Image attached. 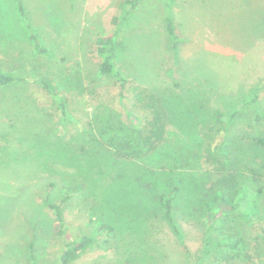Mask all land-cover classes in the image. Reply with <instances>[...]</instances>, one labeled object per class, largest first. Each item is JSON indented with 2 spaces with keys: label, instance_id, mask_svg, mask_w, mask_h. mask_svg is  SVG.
I'll list each match as a JSON object with an SVG mask.
<instances>
[{
  "label": "rangeland",
  "instance_id": "rangeland-1",
  "mask_svg": "<svg viewBox=\"0 0 264 264\" xmlns=\"http://www.w3.org/2000/svg\"><path fill=\"white\" fill-rule=\"evenodd\" d=\"M121 4L122 0H0V71L22 78L0 85V264H28L30 240L38 264L57 263L63 245L50 204L62 206L68 237L88 235L95 241L70 264H139L128 260L140 255L139 238L145 244L141 247L149 249L151 264H190L203 249L209 254L243 249L220 233L207 244V226L219 203L203 198L190 215L185 198L190 188L203 187L218 166L219 145L224 151L235 143L250 146L251 138L263 130L244 114L226 132L229 116L264 80V0H143L123 22ZM166 16L181 38L176 53L165 31ZM105 37L114 38L115 59L127 80L122 100L114 79L97 72V48ZM47 82L56 96L41 85ZM133 84L186 108L194 114L193 128L187 134L169 119L161 146L124 161L114 156L106 141L115 134L125 137L131 125L145 117L132 107ZM62 98L66 117L58 102ZM258 106L264 111V91L258 95ZM194 109L201 113L196 115ZM46 143L68 146L78 155L83 149L100 153L103 158L96 166L78 167L70 163L69 153ZM257 163L250 152L239 165L251 168ZM248 170L243 173L250 183L241 178L240 187L264 190V178L258 185L251 183ZM97 178L103 187L101 201L110 188L116 196L119 188L120 193L131 187L149 190L148 211L138 215V230L131 229L135 217L120 216L129 204L122 201L123 195L118 196L119 206L111 208L106 199L102 209L95 191L94 196L88 193L91 180ZM174 187L181 191L174 218L183 244L162 218L160 196ZM232 202L251 217L242 219L232 211L221 215L217 226L230 235L242 230L249 264H264V191L235 193ZM139 216L149 220L142 225ZM100 217L120 226L119 248L111 234L100 229ZM210 262L211 258L205 264Z\"/></svg>",
  "mask_w": 264,
  "mask_h": 264
},
{
  "label": "trees",
  "instance_id": "trees-1",
  "mask_svg": "<svg viewBox=\"0 0 264 264\" xmlns=\"http://www.w3.org/2000/svg\"><path fill=\"white\" fill-rule=\"evenodd\" d=\"M142 2L143 0H122L120 21L123 22V20L126 19L127 16L131 14V12L138 8ZM17 7L19 14L21 15V19L25 21L26 16L24 14L22 5L19 3ZM163 23L167 37L169 38L171 44V48L176 53L177 46L179 42H181V38L177 36L173 27L172 19L169 16H166L163 19ZM32 38L35 39L34 36ZM113 39V37H105L100 41V44L97 48V54L100 59V62L97 66V72L101 76H110L114 79V82L117 84L119 89V99L122 100L124 99L123 91L126 88L127 80L122 76L118 68V64L115 59V46ZM37 48L42 53L45 51L42 47ZM16 82H22V78H18L10 72L0 71V85L5 86ZM41 85L49 94L56 96L53 93L54 86L51 82L41 83ZM262 91H264V80L259 82L253 88L250 99L229 116L226 129V132L229 133L230 127L232 124H234V121L237 118H242L245 114L249 115L250 120H252L254 123H259L263 126L262 132L257 134L256 137L251 138L252 143L250 146L239 145L238 143H235L232 144V149L230 151H224V146L219 145L217 150L221 157V161H217L218 166L215 167L213 172L204 180L202 184L204 189L203 187L190 188L189 192L187 193V198H185L186 201H188L186 202V208L188 214L190 215H193V213H195L197 210L196 202H200L203 198H211L214 202V205L217 201L219 203V211H212L210 223L207 226V232L210 234L207 244H209L212 237H214L217 233H220L221 236H230L233 239L236 247L240 245L243 247V249H237L233 252L221 250L213 251L211 254H209L206 249H203L194 260H190V264H205V262H207V260L210 258V263L212 264H249L252 260L251 256L246 253L247 246L245 245V239L241 235L242 230H235L233 235L226 234L224 231L222 232L217 226V222L221 215L230 214L232 211L237 212L236 214L242 217V219H248L251 217L250 213H245L235 203L232 202V196L235 193L236 195L238 194L240 196L245 195L247 192L263 194L264 190L262 187H240L241 178H243L244 181H248L250 179H247L243 173V170H248L249 167L247 168L246 165L242 164L239 165V162H242L243 159L248 156V153L252 152L253 159L256 158L258 163L248 170L252 173L251 183L254 182V184L258 185V182L263 180L264 111H262L258 106V95ZM130 93L133 109L142 111L145 113V117L143 118L142 122H140L141 124L138 123L131 125L133 130L132 132H127L125 137L115 134L114 136L107 138V145L112 152L114 151V156L117 159L119 158L123 159L124 161H131L132 159L137 158L136 155L138 152L144 150L147 154H149L155 151L159 146H161L166 138L167 123L169 122V119L175 121V124L180 131L187 134L191 132V128L193 127L190 118L191 116H194V114H190L186 108L185 110L184 108L182 109L179 103H174L173 99H170L168 96L165 97L163 95L156 94L139 84L130 85ZM58 102L62 116L66 117L67 112L64 98L60 99ZM194 112L196 115L201 113V111L198 109H194ZM131 120L137 122V119L133 116L131 117ZM40 144L44 145L42 143ZM45 146L69 153L70 163L72 165H77L78 167H83L84 165L92 167L94 165L96 166L103 158V155L100 153H88V151H84V149L82 154L78 155L70 147L65 145L63 146L61 144L51 145V143H46ZM91 183L92 184L87 187V191L93 196L95 191L94 197H96V200H98L100 204L99 206H101V202L104 203L106 199L107 201L109 199L108 205L111 206V208L112 206L117 207L119 206L118 203L120 202L118 196L123 195L122 201L125 200L131 205L126 203V206L121 209L122 211L120 212V216L125 215L130 218L135 217L134 222H136L138 215L141 216L142 214L147 213L149 204L147 195L149 194V190L141 188L137 190L135 187H131L129 190L120 193V190L122 191V189L117 187L119 188V191L118 196H116L117 194H114L115 192H113V190L110 188V190H108L109 196L107 198L104 197L101 201V192L103 187H99L100 179H92ZM249 183L250 182L248 181L247 185ZM180 192L181 191L179 187H174L170 192H164L160 196V201L163 212L162 218L172 229L178 241L183 244V236L174 218V212L176 211L175 204L178 197H180ZM48 207L53 211L55 221L59 229L58 237L61 239L63 245L62 252L58 257L56 264H70L75 258L79 256L80 253L94 244L95 241L93 237L88 235H81L76 238L68 237L62 206L60 204H50ZM100 208L103 209V206ZM111 208H109L108 213L112 211ZM117 210H119V207ZM140 216L139 218H141ZM148 218L149 217H143V219L141 218V224L143 225L147 220H149ZM97 222L101 230L104 229L107 232V235L111 234L109 238L113 239L115 245L117 248H119L121 245L118 243L119 241L121 243L122 239H118L117 237L118 231L121 229L117 222L115 221V223H113L112 221H108L103 217L97 218ZM134 222L130 221L131 229L134 230L135 228V230H138V228H140V223L137 224V222ZM211 234L213 236H211ZM139 241L141 246L145 245L142 243L143 238H139ZM107 243H109V241H105V244ZM141 246L139 247L140 255H132L133 257L130 256L128 259L129 262L151 264L152 257L149 254V249ZM184 251L186 254L188 253L185 247ZM27 262L28 264H38V260L34 252V243L32 240H30L27 244Z\"/></svg>",
  "mask_w": 264,
  "mask_h": 264
}]
</instances>
